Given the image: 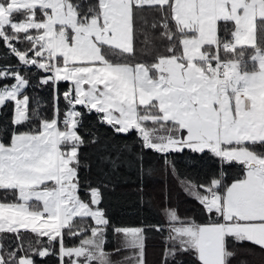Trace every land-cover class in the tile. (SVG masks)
<instances>
[{
    "label": "snow or ice",
    "instance_id": "obj_1",
    "mask_svg": "<svg viewBox=\"0 0 264 264\" xmlns=\"http://www.w3.org/2000/svg\"><path fill=\"white\" fill-rule=\"evenodd\" d=\"M145 9L154 10L151 23ZM0 42L19 61L0 64V109L14 105L0 125V234L17 238L13 250L0 243V264L50 254L60 264H148L149 228L167 231L164 264H185L183 254L190 264H231L230 240L264 251V0H0ZM42 86L53 89L50 118L25 94ZM77 106L115 134L137 133L138 153L127 143L103 149L107 179L136 169L142 192L145 176L170 175L208 222L165 207L166 225L112 227L123 239L106 250L100 187L80 176L91 170L81 148L100 137L80 134ZM185 149L235 162L242 175L226 183L221 165L204 183L182 177L168 156ZM146 151L163 157L159 169L145 167ZM21 230L35 234L37 247L29 240L25 250ZM66 237L79 244L66 246Z\"/></svg>",
    "mask_w": 264,
    "mask_h": 264
},
{
    "label": "trees",
    "instance_id": "obj_2",
    "mask_svg": "<svg viewBox=\"0 0 264 264\" xmlns=\"http://www.w3.org/2000/svg\"><path fill=\"white\" fill-rule=\"evenodd\" d=\"M154 10L145 9L143 15L147 17L151 23L153 19ZM16 47L24 50L29 47L27 44L16 43ZM8 63L15 66L19 63L18 58L15 57L10 51L0 42V64ZM32 72H36L35 68L31 69ZM39 75L32 77V83L36 84L39 79ZM13 81L7 80L4 83H12ZM60 93H63L68 89V82L61 81L58 84ZM25 94L32 97H38L42 104L41 115L47 117L52 116V96L53 89L51 86L42 87H29ZM35 107V104H33ZM60 107L64 109V101L61 98ZM13 104H8L7 107L0 109V125L5 122H10L13 116ZM77 110L84 113L83 124L80 127V134L85 139H91L89 133L98 132L100 142L95 145H85L81 148V160L84 163L91 164V170L81 168L80 176L87 177L91 182L92 187H100L101 190V203L100 208L105 212L106 218L110 221V228L107 233V245L106 250H111L114 247L119 246L123 237L116 235L112 231V227H145L148 228L151 225L165 224L166 217L164 215V208H175L178 210V215L183 218L194 219L197 223L208 222V216L202 212L199 203L187 196L178 185L177 181L170 175L157 172L152 177L145 176L143 179V191H140L141 180L138 178V171L136 169L126 170L121 169L117 175L106 178L107 166L99 163L98 157L104 155V148L108 151H112L113 148L121 146L127 143L134 152H139L138 145L140 141L137 139V133L135 131L128 135L115 134L113 130L103 124L98 123V117L95 112L89 114L83 106H77ZM9 127L11 125L9 124ZM21 131L27 130L26 127H21ZM144 155L145 167H155L159 169L162 166L163 157L152 151H146ZM168 159L172 161L178 173L182 177L204 183L213 175H217L221 171L222 162L218 157H214L211 153L205 152L193 153L187 149L183 152H173L168 156ZM224 172V180L226 183H230L233 179L242 175L241 167L233 162L231 164L224 163L222 165ZM88 181H83L87 183ZM107 184V187L103 185ZM81 196L84 199H89L90 196H85L81 191ZM4 193H0L3 196ZM14 197L9 196V201ZM142 198V199H141ZM77 226L81 223L91 224L93 221L88 218L81 222L78 218L75 219ZM23 233L24 247L27 251V242L33 241L35 245V234L30 231L21 230ZM167 235V231L164 233L156 232L154 230L146 231L145 245H146V258L148 264H164L163 254L166 247L164 237ZM47 241V238H43ZM80 237H66L65 244L68 247L79 244ZM0 243H3L6 250H13L17 243V238L13 234H0ZM230 245L237 250V255L231 261V264H240L241 261H246L247 264H264V251H261L259 247L254 246L248 242L242 244H233L229 241ZM54 251L59 252V244H56ZM124 255L129 253L125 252ZM20 255H24L23 252ZM32 259L35 264H60L58 255H48L46 257H39L38 255H32ZM67 259V258H65ZM177 259H184L185 264H190L191 257L187 254L177 256ZM169 264H173L169 261Z\"/></svg>",
    "mask_w": 264,
    "mask_h": 264
},
{
    "label": "rangeland",
    "instance_id": "obj_3",
    "mask_svg": "<svg viewBox=\"0 0 264 264\" xmlns=\"http://www.w3.org/2000/svg\"><path fill=\"white\" fill-rule=\"evenodd\" d=\"M14 114V113H13ZM100 207V206H99Z\"/></svg>",
    "mask_w": 264,
    "mask_h": 264
}]
</instances>
